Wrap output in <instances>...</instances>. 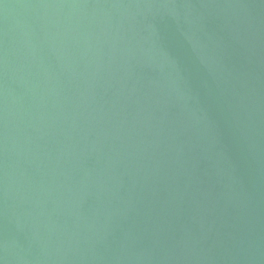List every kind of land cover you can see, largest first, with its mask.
I'll list each match as a JSON object with an SVG mask.
<instances>
[{"label":"water","instance_id":"95a60500","mask_svg":"<svg viewBox=\"0 0 264 264\" xmlns=\"http://www.w3.org/2000/svg\"><path fill=\"white\" fill-rule=\"evenodd\" d=\"M0 264H264V0H0Z\"/></svg>","mask_w":264,"mask_h":264}]
</instances>
